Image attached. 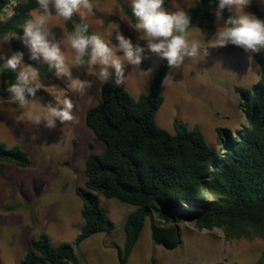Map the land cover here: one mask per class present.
Wrapping results in <instances>:
<instances>
[{"label": "rangeland", "instance_id": "374dc122", "mask_svg": "<svg viewBox=\"0 0 264 264\" xmlns=\"http://www.w3.org/2000/svg\"><path fill=\"white\" fill-rule=\"evenodd\" d=\"M22 1L25 0L11 2L3 10L1 20L8 18L12 6ZM197 1L164 0V7L168 11L186 10ZM252 1L262 12L261 20H264V0ZM91 2L94 5L92 12L83 11L84 18L76 14L93 34H99L106 42L116 46L115 33L119 31L131 38L134 44L139 42L141 46L146 45V41L138 40L140 33L120 8L119 2L130 6V0ZM215 8L211 9L213 15ZM245 12L251 13L248 7ZM231 13L235 15V9ZM222 24L223 21L217 22L214 16V34ZM49 25L55 39L62 40L66 35L63 19L53 17ZM214 34L207 39L205 27L197 24L188 31V39L199 41L202 47H207L214 40ZM20 37L13 35L10 41L0 40V59L3 62L13 53L10 48L12 41L29 52ZM254 53L229 44L208 48L206 56L201 55L196 59L185 57L180 68H171L163 82L164 101L156 113V124L171 135L174 134V119L190 128L197 126L207 144L218 149L216 128L236 131L245 123L235 88L251 89L257 82L260 68L254 61ZM65 55L70 61L74 53L70 48H65ZM39 61L44 62L42 58ZM160 61L161 58L151 56L139 68L126 65L124 84L118 87L133 98L148 93ZM69 67L74 76L79 75L90 83L85 93L80 95L72 91L66 80L58 79L54 71L51 77L41 78L40 88L45 94L42 98L38 96L41 105L31 109H20L8 103V94L3 90L7 85L0 81V142L8 147L19 146L30 159V166L25 168L9 163L1 165L0 264H20L30 247L31 238H38L42 233L49 237L52 246L59 243L71 246V264H119L118 252L122 250L124 240L123 223L135 209L130 205L99 196V204L106 211L113 230L110 234L99 233L75 245L83 228L80 216L82 205L75 190L85 187L84 166L87 157L101 153L104 144L85 124L86 111L101 100L96 70L87 68L82 72L71 63ZM14 72L18 74V70ZM65 96L71 97L76 105L73 109L76 121L57 122L55 129L32 123V118L45 111L47 105L62 107ZM177 226L181 243L176 249L167 251L152 243L150 220L147 218L126 264H151V260L155 264H254L264 252V240L259 237L227 239L220 228L200 229L187 222H179Z\"/></svg>", "mask_w": 264, "mask_h": 264}, {"label": "trees", "instance_id": "16d2710c", "mask_svg": "<svg viewBox=\"0 0 264 264\" xmlns=\"http://www.w3.org/2000/svg\"><path fill=\"white\" fill-rule=\"evenodd\" d=\"M14 1L0 0V40L6 34L23 36V25L31 18V11L38 8L36 0L17 2L11 15L1 20L3 10ZM119 5L135 25L131 7L123 2ZM217 6L218 0H198L184 10L191 19L188 31L202 24L206 38L210 39L215 32L211 9ZM248 8L262 19V12L252 0ZM231 14L228 9L223 12L225 19ZM81 23L85 22L77 14L70 21L63 20L66 34ZM88 34H93L89 26ZM10 48L13 53L23 52V62L37 67L41 78L54 73L47 63L30 60V52L17 42L12 41ZM253 58L260 68L257 82L251 89L235 88L245 123L236 131L216 128L218 149L207 144L197 126L190 128L174 119L171 135L156 124V113L164 101L162 85L171 70L166 60L161 59L148 93L137 98L112 82L100 86L101 100L86 111L85 124L104 144V149L87 157L85 187L75 190L81 201L83 221L75 245L113 230L99 204V196L135 208L123 223L119 264H126L134 251L147 218L152 243L167 251L181 243L179 222L192 223L200 229L220 228L227 239L264 240V49L254 53ZM4 63L0 59V81L15 82L18 74L4 69ZM87 68L85 65L80 70L85 72ZM44 94L41 88L37 91L40 98ZM2 163L25 168L30 166V159L19 146L8 147L0 142V169ZM72 262L70 245L52 246L49 237L42 233L31 238L20 264ZM151 264H155L153 260ZM254 264H264V252Z\"/></svg>", "mask_w": 264, "mask_h": 264}, {"label": "clouds", "instance_id": "9594fccd", "mask_svg": "<svg viewBox=\"0 0 264 264\" xmlns=\"http://www.w3.org/2000/svg\"><path fill=\"white\" fill-rule=\"evenodd\" d=\"M36 3L38 8L23 25V36L20 37L29 49V59L37 61L42 58L50 69L55 70L58 79L66 80L72 91L80 95L91 85L79 75L74 76L69 63L75 68L87 65L89 69H95L101 85L112 82L120 86L125 81L126 65L139 68L151 56L166 60L170 68L179 69L185 57L196 59L201 55L206 56L208 48L231 44L251 52L264 49V20L245 12L250 0H218L214 16L217 22L223 21V24L218 27L214 40L207 47H202L199 41L188 39L191 25L188 13L184 10H166L164 0H130L132 14L136 19L134 29L140 33L138 40L146 41L145 46L139 42L134 44L131 38L119 31L115 33L117 45L113 46L99 34H88V25L85 23L75 25L72 32L57 41L49 29L50 19L55 17L70 21L76 13L84 18L82 12H92L93 3L91 0H36ZM225 9H235V15L224 19ZM12 38V34L3 37L4 41ZM65 48H70L74 53L70 61L66 58ZM118 52L122 55H118ZM23 56V52L16 51L3 64L4 69L18 70L15 82H4L7 86L3 90L8 94V103L20 109H31L41 105L37 96L41 87V74L37 67L25 64ZM75 106L73 99L65 96L62 107L47 105L45 111L32 118V123L55 129L57 122H74Z\"/></svg>", "mask_w": 264, "mask_h": 264}, {"label": "crops", "instance_id": "0c3cea01", "mask_svg": "<svg viewBox=\"0 0 264 264\" xmlns=\"http://www.w3.org/2000/svg\"><path fill=\"white\" fill-rule=\"evenodd\" d=\"M100 86H101V84H100ZM229 130V129H228Z\"/></svg>", "mask_w": 264, "mask_h": 264}]
</instances>
